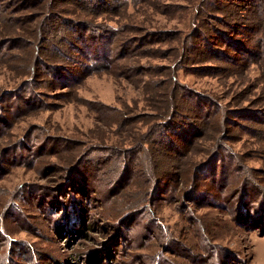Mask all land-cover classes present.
Here are the masks:
<instances>
[{
	"label": "rangeland",
	"instance_id": "1",
	"mask_svg": "<svg viewBox=\"0 0 264 264\" xmlns=\"http://www.w3.org/2000/svg\"><path fill=\"white\" fill-rule=\"evenodd\" d=\"M217 2L0 0V264H264V1Z\"/></svg>",
	"mask_w": 264,
	"mask_h": 264
},
{
	"label": "trees",
	"instance_id": "2",
	"mask_svg": "<svg viewBox=\"0 0 264 264\" xmlns=\"http://www.w3.org/2000/svg\"><path fill=\"white\" fill-rule=\"evenodd\" d=\"M51 1H53V5H54V3H56L58 0H51ZM73 1H75L76 3H78V4H80V6H86V7H91V6H93L94 5V3H96V1H101L102 2V5H99L98 7H100V6H102V7H106L107 6V4H108V7H109V4H111L112 2H115V0H73ZM218 1H220V0H218ZM264 0H251V3L252 4H257V7L259 6V3L258 2H263ZM214 2L216 3V4H218L219 5V3L217 2V0H214ZM254 2V3H253ZM251 4V5H252ZM52 17V16H51ZM51 17H47L46 16V18L47 19H51ZM69 26L70 27H72V28H74L75 30H76V26H77V24H76V22H75V19H70L69 20ZM78 27H80V25L78 26ZM256 27H257V25L255 26V27H253V32H255L256 31ZM261 27H263V26H261ZM81 28H82V25H81ZM84 28V27H83ZM245 28V27H244ZM80 29V28H79ZM78 30V29H77ZM264 30V29H263ZM232 31H236V32H238V34H239V37H240V35L241 36H244L245 37V35H247L248 33H246V31H244L243 29H241V27H240V30H237L234 26L232 27ZM264 34V33H263ZM250 38V37H249ZM242 40H243V38H238V40L237 41H234V40H229L233 45H235L236 46V49H238V52H240V53H243L244 51H242V50H244V49H242L243 47H244V43L242 42ZM257 42H256V44L258 45L257 47L259 48V51H258V54H257V56H256V58L254 59V61H261V64L264 66V35L261 37H258L257 39ZM205 43H207V41L205 42ZM225 43H228L227 41H225ZM231 43H228V44H231ZM238 46V47H237ZM246 51V50H245ZM245 53V52H244ZM208 68H211L210 66H207ZM81 232H83V230L81 231ZM94 260V259H93Z\"/></svg>",
	"mask_w": 264,
	"mask_h": 264
}]
</instances>
